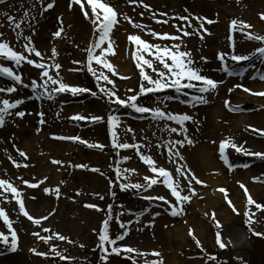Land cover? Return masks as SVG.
<instances>
[{
    "label": "rangeland",
    "instance_id": "1",
    "mask_svg": "<svg viewBox=\"0 0 264 264\" xmlns=\"http://www.w3.org/2000/svg\"><path fill=\"white\" fill-rule=\"evenodd\" d=\"M102 2L108 3L119 14L117 18L120 23L114 26L110 34L111 41L114 42L115 55H108L107 59L120 75L131 77V79L112 77L121 97L125 96L128 88L138 90L140 82L139 69L133 59L136 45L128 40V36L140 35L152 43L160 42L145 35L140 29L133 28L124 19L125 15L134 22L147 25L157 32L171 34H178L174 25H186V21L175 19L176 17H189L192 25L197 28L200 21L195 17L202 20L206 18L204 20L206 31L201 29L200 34L183 37L186 48L182 47L181 50L191 51L198 66L203 68L204 75L223 81L215 91L204 94L208 103L198 104L195 107L181 103L187 101L189 97L176 94L172 89L141 97L139 101L144 105L157 106V102L164 96L179 95L178 99L165 101L159 106L173 113H188L194 118L195 122H186L188 137L193 143L191 145L185 143L184 147L180 148L183 160L173 157L170 161L167 147H156L157 144H165L169 139L176 140L183 137L163 131L164 122L152 121L149 114L142 115L131 109H120L118 114L121 116V124L116 129L120 142L147 144L149 147L142 148L141 151L151 155L159 166L172 171L174 179H180L174 172L175 163L176 167L184 165L185 171L191 169L205 183L193 185L197 195L192 196L191 201L183 205L182 214L177 216L170 214L171 209L163 201L143 199L144 196H165L175 203V198L162 182L154 185L147 192L143 189L121 190L119 187L121 183H128L130 180L131 183L143 184L145 175L154 174L139 159L134 149L113 150L111 147L112 136L107 124V116L117 106L110 104L102 94L93 97L87 93L77 96L64 93L57 95L55 100L36 99V93H33L30 86L26 88L19 85L15 93L10 95L0 93V99L7 98L10 102L17 99L24 100L18 108L10 110L12 115L6 116L4 125L0 127V179L10 181L23 193L26 209L33 217H48L47 220L42 221V226L51 229V232H43L40 226L34 225L20 214L12 194L5 193L7 201L0 198V207L5 209L12 221L13 229L18 236V246L12 251L10 244L5 245L0 242V264H133V260L136 264H145V260L149 264L153 261L156 264L161 262L162 264H264V235L254 234V232L264 234V211L257 210L255 205L247 204L250 195L256 203L264 205V159L243 155L228 148L226 155L232 165L230 169L219 154V144L225 139H231L250 152H264V135L253 131V129L264 130V97L251 95L235 87L241 84L252 92H264L262 88L264 80L259 79L264 75V57L257 53L251 61L240 63H235L226 57L229 70L243 71V75L231 77L221 70L223 65L217 59L220 52L229 54L232 52L233 41L237 54L249 55L256 48L264 47V43L247 40L242 32H233L231 29L233 20H236L238 25L243 21L252 26L244 29L245 33L264 36V19H261L264 14V0H143L151 10L145 9L138 3L130 4L128 0H102ZM48 3H53L54 6L44 11ZM86 9L91 15L90 6L86 5ZM5 13L14 17L17 23L23 20L21 28L13 30ZM163 13L167 15H161ZM102 15L101 13V17ZM157 20H168V23H157ZM207 20L213 23L209 24ZM0 25H2L0 32L4 33L2 39L8 41L15 50L23 51L22 44L25 41L23 37L18 39L16 35L17 32L22 31L23 36H31L33 45L44 54V62L48 64L56 62L62 65L60 75L65 83L98 91L95 78L85 68L87 55L85 49L95 41L98 33L94 34V25L85 18L80 7L73 4L72 0H43V4L40 0H6L5 4L0 5ZM61 28H63L61 36L55 37L53 34ZM192 30L188 28L189 32ZM107 45L108 41L102 47ZM53 48L58 52L56 57L51 55ZM99 51L96 50L97 54ZM145 56L151 58L147 54ZM201 56L206 57L208 62H201ZM32 58L38 59L34 56ZM73 61L81 63L74 64ZM0 63L12 67L21 74L26 84L30 85L32 79L40 82L39 70L26 63L22 67H16L10 61H0ZM93 66L99 67L95 63ZM77 68L82 70L69 71ZM146 70L151 72L149 69ZM104 71L107 73V69ZM13 84L14 82L9 78L0 76V87L6 88ZM229 89L233 91L229 92ZM226 100L230 101L231 107L237 110L230 111L225 107ZM215 109H220V114L215 115L217 111ZM18 111H24L25 116L23 118L16 116L15 113ZM40 112L44 113L43 124L39 122ZM76 114L99 115L103 116L105 121L92 123L69 119ZM240 117L243 118L241 121ZM168 124L179 127L172 121ZM128 127L134 130V138L133 133H125V128ZM59 136H79L89 143L103 144L105 148L101 151L78 142L54 139ZM196 147L211 149L218 164L214 170L207 171L206 174L199 173L201 167L197 166L199 161L193 151ZM17 149L25 152L28 158L21 157ZM124 157L131 159L124 160ZM13 160L29 166L15 167ZM53 160L62 161L63 164H53ZM77 164L87 165V168L70 166ZM244 164L249 166L245 168ZM117 167L135 169L136 172L125 173L124 175L129 177L128 180L123 177L118 180L115 171ZM92 168H98L100 172H93L90 170ZM19 177L32 183L44 180L45 177L47 180L37 188H30L24 185ZM160 180L162 181V178ZM241 184L245 186L247 193L245 188H241ZM57 186L61 193L59 199L54 193L46 194L43 191L46 187L55 189ZM221 188L226 190L227 199L225 193L219 191ZM256 188L257 190H254ZM113 192L115 196L112 195ZM183 194L189 193L185 190ZM99 196L104 198L100 199ZM213 198L217 202H215L216 210L206 205L208 202H213ZM229 200L239 214L233 212ZM88 204L97 205L103 211L86 207ZM109 205L112 206L113 216L109 228L110 238L115 239L125 230L119 226L120 222H123L128 235L122 241H118L116 246H128L145 255L122 252L120 255H108L107 262L102 259L105 253L98 247L99 233L102 230L103 220L107 218ZM246 211L249 215L255 213L253 216L255 222L251 225V231L246 224L247 217L244 215ZM213 213L215 220L212 218ZM217 221L219 228L216 226ZM199 226L204 232L203 235L197 232ZM189 227H192L191 230L201 241L203 251L196 245L189 231H186ZM178 228H185L184 233L186 232L187 235H184V238L179 236L180 241L176 244H181L184 252L175 259L172 255L164 254L169 248L163 240H160L159 234L162 232L166 234ZM37 231L43 236L59 233L67 239L60 241L53 237L45 243L32 235ZM0 232L8 235L9 241L11 240L10 231L2 219H0ZM217 232L226 245L224 249H221L216 242ZM238 240L242 242L240 246L237 245ZM104 246L111 253L112 246L107 244ZM52 247L67 259L56 256L51 251ZM31 249L46 253L47 256L37 255ZM152 253L160 255L155 256ZM209 254L215 256L216 260H209Z\"/></svg>",
    "mask_w": 264,
    "mask_h": 264
},
{
    "label": "snow or ice",
    "instance_id": "2",
    "mask_svg": "<svg viewBox=\"0 0 264 264\" xmlns=\"http://www.w3.org/2000/svg\"><path fill=\"white\" fill-rule=\"evenodd\" d=\"M41 4H43V0H40ZM6 0H0V5L5 4ZM73 4H76L80 7L83 15L85 18L89 19L90 22L94 25V34L98 33L96 36L95 41L87 48L86 51V64L85 68L88 73H90L96 81V88L98 91H93L90 88L82 87L78 85H71L64 82V78L60 75V69L62 65L56 62L52 64H48L45 61L44 54L37 50V48L33 45L31 36H23V32H17V38L23 37L25 43L22 44L23 51H17L14 47L10 46V43L6 40H3L4 33L0 32V61H10L16 67H22L24 63L34 67L35 69L39 70V81L37 79H32L29 84L24 82L23 76L18 74L12 67L4 66L3 63H0V76H4L9 78L11 81L14 82L12 86L9 87H0V93H7L12 94L15 93L18 88L17 86L22 85L23 87H31L33 93H36V99H43L46 98L48 100H55L56 96L59 94L69 93L72 96H77L81 94H89L93 97H97L99 94H102L104 97L107 98L108 102L112 105H116L117 107L112 109L107 116V124L109 125L112 141L111 147L113 150H120V149H134L136 154L138 155L139 159L143 161L144 164L148 166V169L154 175L149 176L145 175L143 180L145 183H131L130 180L128 183H121L119 187L121 190H128V189H136L140 190L143 189L147 192L151 189L154 185L162 182L164 186L170 191L172 197L175 198V203L168 200L165 196H144L143 199L155 201L160 200L163 201L171 209V215L177 216L182 214L183 212V205L191 201L192 196H196L197 193L193 187L194 184L203 185L205 182L201 181L195 173L191 171V169H187L185 171V166L180 165L179 167L175 166L174 163V172L176 176L180 177V179H174L173 172L166 169L163 166H159L157 161L151 156L144 154L141 151L142 148L149 147L147 144H140V143H128V142H120L118 133L116 131L117 128L120 127L121 124V116L118 114L120 109H131L135 113L138 114H149L151 120L154 122H164L163 131L168 133H175L177 136L183 137V139H176V140H167L165 144H157V148L167 147V155L168 159L171 161L173 157H177L179 160H183V156L180 152V148L184 147L185 143L191 145L193 141L188 137V129L186 127V122L194 121V118L189 115L188 113H173L166 110L165 107H161L159 105H163L165 101L178 99L179 95L187 96L189 99L187 101H181V103H188L192 107H195L198 104H206L208 103L206 96L204 94H210L215 91L220 83L223 81H217L210 78L207 75L203 74V68L198 66V62L196 59L193 58L192 53L190 50H181L182 47L186 48V44L184 42L183 37H189L194 34H200L201 29H204V18L203 20L199 17H195L198 21H200L199 28L192 25L191 20L189 17H176L175 19H179L182 21H186L185 26L181 25H174L176 28V32L178 34H171V33H161L157 32L153 29L147 27V25H143L140 23L134 22L131 18L124 16V19L128 21L129 24L133 28H138L145 33V35L151 36L154 40L160 41L158 43H152L143 39L140 35H129L128 40L136 45V51L133 54V59L136 61V67L139 69V87L138 90L133 88H128L126 90V94L124 97H121L119 93V89L116 86L115 80L112 78L114 76H118L120 79H131L128 76L120 75L115 66L107 59L108 55H115L113 43L111 41L110 34L117 24L120 23L118 20V13L114 10L112 6L108 3L102 2V0H72ZM130 4H140L145 9L151 10L150 6L143 3V0H128ZM86 5L90 6L91 15H89V11L86 9ZM54 6L53 3H48L47 9H51ZM98 9L100 11H98ZM101 13L103 14L101 17ZM10 24L13 26V30L20 29L21 22L17 23L15 18L9 16L7 13L4 14ZM27 16V13H25ZM143 15V13H141ZM161 15H167L163 13ZM153 19H155V13H153ZM261 19H264V14H262ZM157 23L167 24L168 20H157ZM207 23L211 24L213 21L207 20ZM2 27V25H0ZM252 26L249 24L244 23L243 21L238 22L233 20L231 22V29L233 32L240 31L245 35L247 40H256L261 43H264V36H254L251 33H245L244 29L251 28ZM188 28H192V32L188 31ZM63 32V28L56 31L53 35L55 37H60L61 33ZM201 38L202 35H201ZM108 41L107 47H102L105 42ZM179 41V43H177ZM164 42H171V43H164ZM99 49V53L97 54L96 50ZM259 53L261 57H264V47L256 48L251 54L243 55L237 54L235 51V41L232 42V52L224 53L220 52L217 55V59L223 65L222 71L227 73L228 76L233 75H243V71L237 72L236 69L229 70V66L227 63V59L235 63H240L243 61H251L256 54ZM145 54H147L149 58H146ZM52 57L58 56V52L55 48L51 50ZM36 57L38 59H34L32 57ZM227 57V59H226ZM200 61L203 63H207V58L201 56ZM74 64L81 63L80 61H73ZM93 63L99 67H94ZM107 69V73L104 71ZM146 69L151 70V72L147 71ZM82 69H69V71H81ZM109 73L111 75H109ZM259 79L264 80V75H261ZM111 86V87H109ZM235 87L241 88L244 92H248L251 95H257L264 97V92H252L251 89L244 87L241 84H237ZM39 89H43V91H38ZM172 89L177 96L166 95L161 100L157 102V106H148L139 103L141 97H147L149 95H155L156 93L166 92L167 90ZM188 90V91H186ZM233 91V89H229V92ZM128 93H132L128 95ZM24 100L17 99L14 102H10L9 99L4 98L0 99V127H2L5 123V117L12 115L10 110L18 108L19 105L23 104ZM225 107H227L230 111H235L237 109H233L231 107L230 101H225ZM24 111H18L15 113L16 116L23 118L25 116ZM41 119L40 123H45L43 117L44 113H39ZM69 119L74 121H90L92 123H102L105 121L103 116L99 115H81L76 114ZM169 121L174 122L179 127H172L168 124ZM254 132H259L261 135H264V130L253 129ZM125 133H133L134 138V130L130 127L125 128ZM155 135V133H154ZM54 139L59 140H69L73 142H78L81 144H85L89 148H97L101 151L105 148V145L99 143H89L86 140H83L79 136H59L54 137ZM215 143V142H214ZM232 148L237 153H242L243 155H252L261 159H264V152H250L247 149L243 148L242 146H238L235 144L231 139L222 140L219 144V154L220 158L224 161L226 165L231 169L232 165L229 163L228 156L226 155V149ZM19 155L27 159V154L19 149H17ZM118 154V153H117ZM11 159V157H9ZM124 160L131 159V157H124ZM53 164L62 165V161L53 160ZM13 164L15 167H28L29 165L24 164L21 165L13 160ZM71 167L75 168H87V165L84 164H77V165H70ZM249 165L244 164L243 167L247 168ZM93 172H100L98 168L90 169ZM117 179L128 180L129 177L124 175L125 173H135V169H128V168H119L115 169ZM103 175V173H100ZM162 178V181L160 180ZM21 182L30 188H37L40 184L44 183L47 180V177L44 180L38 181L36 183H32L28 180H24L23 177H19ZM61 183H64L61 181ZM112 182L110 181V184ZM183 183V186H182ZM241 188H245L243 184H241ZM0 198L4 201H7V196L4 195L5 193H11L13 198L15 199L19 213L26 217L29 221H32L34 225L40 226L42 231L45 233L51 232V229L42 226V221L47 220L48 217H40L36 218L33 217L29 211L26 209L23 193L14 186L10 181L0 179ZM185 190L188 191L189 194H183ZM43 191L46 194H55L56 198L59 199L61 193L60 188L57 186L55 189L44 188ZM220 192L225 193V199H227L226 190L221 188L219 189ZM245 192L247 193V189L245 188ZM80 195V193H77ZM98 195V194H96ZM115 196V193H112ZM100 199H103V196H99ZM34 199V197H33ZM10 202V201H8ZM229 205L232 207L234 213L239 214L238 210L232 205L231 201H228ZM248 205H255V208L260 211H264V205L256 203L250 195H248L247 199ZM86 207L89 208H96L98 211H103L97 205L88 204ZM123 215V213H121ZM159 215V213H156ZM244 215L247 217L246 224L249 227L250 231L252 230L251 225L255 222L253 220V216L255 213L249 215V212L246 211ZM213 220H215V214L213 213L212 216ZM0 219L3 220V223L10 231L11 240L9 241V236L5 235L3 232H0V242H3L5 245L10 244V248L12 251H15L18 246V236L16 231L13 229L12 221L10 220L9 216L7 215L4 208L0 207ZM113 219L112 216V206H108V214L107 218H105L102 222V230L99 233V244L98 247L101 249L104 256L102 259L107 262L108 255L116 254L120 255L122 252L124 253H134L136 252L138 255H145L143 253H139L138 250L133 249L128 246L118 247L117 242L122 241L127 235L128 230L126 225L123 222H120L119 226L121 229H125L120 235H118L115 239L110 238L109 236V228H110V221ZM138 222V221H137ZM216 226L219 228V222H216ZM255 235H264L258 232H254ZM32 235L36 236L38 239L43 240L45 243H48L50 240L55 237L60 241H64L67 238L59 233H53L51 236H43L40 232H33ZM189 235L192 236L193 240L195 241L196 245L201 248L203 251V247L201 241L195 236L193 230H189ZM71 242V241H69ZM216 242L221 249H224L226 245L221 241L220 233L217 232L216 234ZM111 245V253H109V249L104 245ZM34 253L41 256H47L46 253L36 252L35 249H31ZM51 251L55 253L56 256H59L61 259H67L64 257L60 252L56 251L55 247L51 248ZM152 255L159 256V253H152ZM131 259V257H129ZM208 259L215 261L216 257L213 255H208ZM133 264H136L135 260H133ZM145 264H149L147 260H145ZM151 264H156L155 261L151 262ZM162 264V262H161Z\"/></svg>",
    "mask_w": 264,
    "mask_h": 264
},
{
    "label": "bare ground",
    "instance_id": "3",
    "mask_svg": "<svg viewBox=\"0 0 264 264\" xmlns=\"http://www.w3.org/2000/svg\"><path fill=\"white\" fill-rule=\"evenodd\" d=\"M264 88V85L263 87ZM217 111H215V115H218L220 114V109H215ZM243 118L240 117V121L242 120ZM28 147V145H27ZM195 158L198 159L199 163H197V166L198 167H201L199 171L200 174H206L207 171H211V170H214L216 168V166L218 165L212 151L210 148L208 147H196L195 150ZM216 184V183H215ZM214 185V184H213ZM217 185V184H216ZM258 188V187H257ZM254 189V190H257ZM214 194H216V192L214 191ZM217 198V197H216ZM212 200V199H211ZM213 202H208L206 205H209L211 206V209H215L217 208V204L215 205V198H213L212 200ZM217 203V202H216ZM205 205V206H206ZM216 206V208H215ZM39 214V213H38ZM192 227H189L186 229V231L188 232ZM201 227L199 226L198 227V230L197 232L199 234H204V232H202V230L200 229ZM184 230L185 228H178V229H172L168 232H166V234L164 232H162L161 234H159V238L160 240H163L164 241V244H166L167 248H169L168 251L164 252V254L166 255H172L175 259L176 257L178 258V255H180V253L184 252V249L182 248L181 244L178 246L176 243H178L180 240L178 239L179 236L183 238L187 235V233L185 232L184 233ZM185 235V236H184ZM241 241L238 240V243L237 245L240 246L241 245ZM173 259V258H172ZM181 264H186V263H181Z\"/></svg>",
    "mask_w": 264,
    "mask_h": 264
}]
</instances>
